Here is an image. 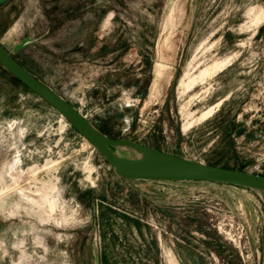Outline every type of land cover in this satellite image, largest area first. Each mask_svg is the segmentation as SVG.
Instances as JSON below:
<instances>
[{"label": "rangeland", "instance_id": "374dc122", "mask_svg": "<svg viewBox=\"0 0 264 264\" xmlns=\"http://www.w3.org/2000/svg\"><path fill=\"white\" fill-rule=\"evenodd\" d=\"M0 43L109 137L264 176V0H10ZM263 231L255 190L122 180L0 67V264H264Z\"/></svg>", "mask_w": 264, "mask_h": 264}, {"label": "water", "instance_id": "95a60500", "mask_svg": "<svg viewBox=\"0 0 264 264\" xmlns=\"http://www.w3.org/2000/svg\"><path fill=\"white\" fill-rule=\"evenodd\" d=\"M8 1L0 0V7ZM0 66L57 111L74 131L103 156L117 176L127 180L201 181L240 186L257 191L264 205L263 175L210 165L124 138L109 137L74 105L24 68L1 43ZM117 148L128 149L134 155L121 156L116 152Z\"/></svg>", "mask_w": 264, "mask_h": 264}, {"label": "bare ground", "instance_id": "6f19581e", "mask_svg": "<svg viewBox=\"0 0 264 264\" xmlns=\"http://www.w3.org/2000/svg\"><path fill=\"white\" fill-rule=\"evenodd\" d=\"M253 10V9H252ZM254 11V10H253ZM251 14V13H250ZM259 14V13H258ZM259 16V15H258ZM258 16H255L254 17V22H256V23H258L257 21L259 20V17ZM261 17V16H260ZM253 18V17H252ZM253 22V23H254ZM207 113H209V112H207ZM136 155H139V153L138 152H134ZM25 196V195H24ZM31 198V197H30ZM42 198H43V201L47 204V206H48V208H49V211H53L54 210V208H55V200L53 199L54 197L52 196V195H50V192H47V193H45L43 196H42ZM38 201V200H37ZM40 201V200H39ZM38 204V203H37Z\"/></svg>", "mask_w": 264, "mask_h": 264}, {"label": "crops", "instance_id": "0c3cea01", "mask_svg": "<svg viewBox=\"0 0 264 264\" xmlns=\"http://www.w3.org/2000/svg\"><path fill=\"white\" fill-rule=\"evenodd\" d=\"M121 178V177H120ZM122 180H127V179H124V178H121ZM209 183H211V182H209ZM211 184H217V183H211ZM263 236H264V231H263ZM262 241H263V237H262ZM100 260V259H99ZM170 260L172 261V264H176L174 261H173V259H172V257H170Z\"/></svg>", "mask_w": 264, "mask_h": 264}, {"label": "trees", "instance_id": "16d2710c", "mask_svg": "<svg viewBox=\"0 0 264 264\" xmlns=\"http://www.w3.org/2000/svg\"><path fill=\"white\" fill-rule=\"evenodd\" d=\"M1 67V66H0ZM10 74V73H9ZM11 75V74H10ZM15 78V77H14ZM17 80V79H16ZM19 81V80H18ZM20 82V81H19ZM21 83V82H20ZM22 84V83H21ZM23 85V84H22Z\"/></svg>", "mask_w": 264, "mask_h": 264}]
</instances>
